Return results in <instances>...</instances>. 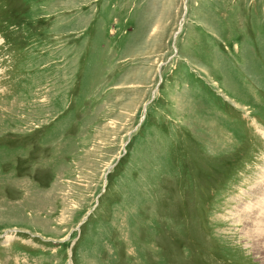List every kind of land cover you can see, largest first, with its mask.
<instances>
[{
	"label": "rangeland",
	"instance_id": "rangeland-1",
	"mask_svg": "<svg viewBox=\"0 0 264 264\" xmlns=\"http://www.w3.org/2000/svg\"><path fill=\"white\" fill-rule=\"evenodd\" d=\"M263 173L264 0H0V264H264Z\"/></svg>",
	"mask_w": 264,
	"mask_h": 264
},
{
	"label": "bare ground",
	"instance_id": "bare-ground-1",
	"mask_svg": "<svg viewBox=\"0 0 264 264\" xmlns=\"http://www.w3.org/2000/svg\"><path fill=\"white\" fill-rule=\"evenodd\" d=\"M262 179H264V173H263V177H262ZM261 190V189H260ZM263 190V189H262ZM263 204V203H262ZM264 209V208H263ZM241 213V212H240ZM239 213V211L237 212V214H240ZM263 213V212H262ZM261 214V213H260ZM241 216H242V218L244 217L245 219H246V224H248V218H251V217H248V215L246 214V213H241ZM254 219V218H253ZM259 221H261V223H264V215H261L260 216V218H259V220H258V222ZM255 222V221H254ZM252 223H253V220H252ZM251 224V223H250ZM254 224V223H253ZM253 224H251V226L253 225ZM249 225V224H248ZM260 227V226H259ZM250 228V227H249ZM250 229H253V228H250ZM254 232H256L255 230H254ZM258 233V232H257ZM259 234H260V232H259ZM260 237H261V235H260ZM257 241V240H256ZM255 241V242H256ZM253 243V242H252ZM257 243V242H256ZM253 245V244H252ZM256 247V246H255ZM261 247V246H260Z\"/></svg>",
	"mask_w": 264,
	"mask_h": 264
}]
</instances>
